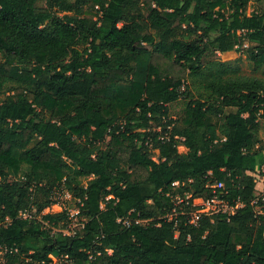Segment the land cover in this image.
Masks as SVG:
<instances>
[{
    "label": "trees",
    "instance_id": "1",
    "mask_svg": "<svg viewBox=\"0 0 264 264\" xmlns=\"http://www.w3.org/2000/svg\"><path fill=\"white\" fill-rule=\"evenodd\" d=\"M236 50L264 75V0H0L6 264H264V77L207 60ZM176 181L243 207L190 224ZM67 193L75 234L55 235L68 209L44 210Z\"/></svg>",
    "mask_w": 264,
    "mask_h": 264
},
{
    "label": "built area",
    "instance_id": "2",
    "mask_svg": "<svg viewBox=\"0 0 264 264\" xmlns=\"http://www.w3.org/2000/svg\"><path fill=\"white\" fill-rule=\"evenodd\" d=\"M264 166V165H263ZM261 167L255 176H257L258 179L261 180L263 186L259 194L255 195V199L253 200V204H258L259 202H264V167ZM256 178V177H255ZM257 181V179H256ZM180 186L179 182H173L172 183V188L173 191L167 193V196H169L174 205V211H176L177 207L179 205H192L196 207L197 209L190 214V224L197 225L198 220L203 216V215H217V214H226L227 216L234 215L238 212V210L243 207V204L239 201H235L234 204L230 203L229 200L222 198L219 196L217 193L218 190H224V195H227V191H225V184L223 182H219L216 185L212 186L213 189V196L210 198H203V197H197L192 199L191 194H185L181 195L177 192L178 187ZM68 194V193H67ZM66 195V194H65ZM64 196V195H63ZM62 197V196H61ZM61 197H55L54 199L57 201L55 204L58 203ZM53 204V205H55ZM52 205V206H53ZM51 209V208H49ZM69 219H71L72 223L67 229L64 230H55L53 234H57L58 232L63 233L64 235L71 236L74 235V228L76 224L73 222L76 220L77 214L79 213L78 208H75L71 212H69ZM21 217L24 219L31 218L30 214L28 212H22ZM119 222H121L124 226L128 227L131 224V219L129 217L126 218H120L118 219ZM140 221H136V223H139ZM73 225V226H72ZM2 255V253H1ZM0 264H6L5 260L3 257L0 256ZM48 264H76L73 257H70L69 255H55V254H50L49 256V262Z\"/></svg>",
    "mask_w": 264,
    "mask_h": 264
},
{
    "label": "rangeland",
    "instance_id": "3",
    "mask_svg": "<svg viewBox=\"0 0 264 264\" xmlns=\"http://www.w3.org/2000/svg\"><path fill=\"white\" fill-rule=\"evenodd\" d=\"M208 59L210 61L220 60V61H223L225 63H232V65H234V67H237L239 69V73L242 75L264 77L262 72L256 73L253 71V67L250 64V62L247 60L246 55H244L241 51L236 50V51L223 53V54H212L211 53L207 56V60ZM2 60H3V58L0 55V62ZM187 103H188V99H181L175 103H172L169 106L171 118H177V117L181 116L185 111ZM261 125H262V130H261L260 137L264 141V120L261 122ZM179 152L185 153L186 152L185 147L180 146ZM153 155H154V158L157 160L158 151L155 150L153 152ZM255 177L257 179V189H256L255 194L257 195L260 193L263 184H262L261 180L257 178V176H255ZM49 208H51V209H49ZM49 208L45 209L44 213H48V212L57 213V212H60L64 209H68V211L71 212L72 210L75 209V202L72 200L70 194H66L60 198V200L58 201L57 204L50 206ZM74 221H76V220H74V218H73V222Z\"/></svg>",
    "mask_w": 264,
    "mask_h": 264
},
{
    "label": "crops",
    "instance_id": "4",
    "mask_svg": "<svg viewBox=\"0 0 264 264\" xmlns=\"http://www.w3.org/2000/svg\"><path fill=\"white\" fill-rule=\"evenodd\" d=\"M186 149V148H185ZM187 151V150H186ZM264 167V166H263Z\"/></svg>",
    "mask_w": 264,
    "mask_h": 264
}]
</instances>
